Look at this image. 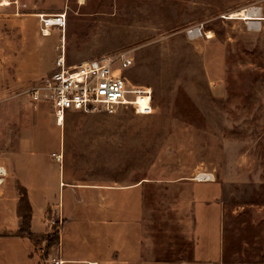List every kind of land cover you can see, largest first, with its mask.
Segmentation results:
<instances>
[{"label":"rangeland","instance_id":"obj_1","mask_svg":"<svg viewBox=\"0 0 264 264\" xmlns=\"http://www.w3.org/2000/svg\"><path fill=\"white\" fill-rule=\"evenodd\" d=\"M8 1L0 189L16 208L25 190L34 212L32 239L15 238L16 208L0 216V264H125L138 243L131 264H264V18H230L264 17V0ZM58 13L64 28L41 25ZM60 47L68 64L130 55L126 78L152 89L154 112L56 124L30 90Z\"/></svg>","mask_w":264,"mask_h":264},{"label":"built area","instance_id":"obj_2","mask_svg":"<svg viewBox=\"0 0 264 264\" xmlns=\"http://www.w3.org/2000/svg\"><path fill=\"white\" fill-rule=\"evenodd\" d=\"M54 15L41 16V25L47 30L65 27L64 14ZM46 29L42 30L43 34ZM132 61L130 55L119 53L68 64L60 47L53 71L30 90L31 99L47 101L56 124L68 111H112L117 106H129L138 114L150 115L155 109L152 89L131 85L126 78ZM116 71L119 73L115 74ZM51 156L57 163L62 161L61 153L53 152ZM5 176L6 170L0 165V181H4Z\"/></svg>","mask_w":264,"mask_h":264},{"label":"crops","instance_id":"obj_3","mask_svg":"<svg viewBox=\"0 0 264 264\" xmlns=\"http://www.w3.org/2000/svg\"><path fill=\"white\" fill-rule=\"evenodd\" d=\"M2 166H3V167L5 168V170H6V167H5L3 164H2ZM6 174H7V170H6ZM4 179H5V178H4ZM1 184H2V183H1ZM1 184H0V185H1ZM6 191H7V190L5 189V187H3L2 189H0V216H2L3 214H5V216H6L7 214H9L8 216H9L10 219H13V218H14V220L16 219V221H17L18 217L15 216L16 214H14V212H15L16 202H17L18 197H17V196H11V197H9V196H7V195L5 194ZM30 203H31V208H33V205H32V202H31V201H30ZM3 206H5L6 209H4ZM7 209H8V212H9V213L7 212ZM33 212H34V208H33ZM33 214H34V213H33ZM32 219H33V215L31 214L30 225H31L32 222H33ZM16 221H15V222H16ZM7 223H8L7 220H2V219L0 218V227L5 226ZM5 229H6V231L12 233V232L15 231V229H17V227L14 229L12 226H10V227H6ZM10 238H14V237L12 236V237H10ZM15 238H19V237L16 236ZM136 245H137V247H136L137 251H136L135 253L129 254L127 257H125V258L123 259V261L125 262V264H131L130 262H131L132 260H135V261H136V258H137L138 256H140V255H139L140 252H139V249H138V245H139V243L136 244ZM88 261H95V262H97V264H98V263L101 264V263L105 262L106 259H101L100 261H97V260H95V259H92V260H88ZM88 261H86V262H88Z\"/></svg>","mask_w":264,"mask_h":264},{"label":"trees","instance_id":"obj_4","mask_svg":"<svg viewBox=\"0 0 264 264\" xmlns=\"http://www.w3.org/2000/svg\"><path fill=\"white\" fill-rule=\"evenodd\" d=\"M16 213L20 218L19 228L16 232L17 237L26 236L29 239H32L33 233L30 230L32 208L26 197L25 190L21 191V195L17 203Z\"/></svg>","mask_w":264,"mask_h":264},{"label":"bare ground","instance_id":"obj_5","mask_svg":"<svg viewBox=\"0 0 264 264\" xmlns=\"http://www.w3.org/2000/svg\"><path fill=\"white\" fill-rule=\"evenodd\" d=\"M8 4H9V1L8 0H2V2L0 3V5H8ZM250 12L251 11H246V10L241 9V10L236 11L235 13H230V18L233 15H240L242 18H252V17L253 18H264L258 12H252V13H250ZM48 17H53V16L50 15ZM45 32H47V31H45ZM0 182L2 183L3 181H0ZM87 264H97V262H95V261H88Z\"/></svg>","mask_w":264,"mask_h":264}]
</instances>
